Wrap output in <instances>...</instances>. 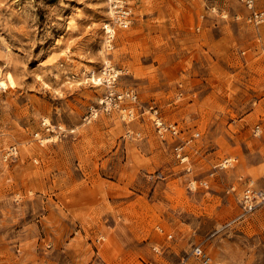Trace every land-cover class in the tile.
<instances>
[{"label":"rangeland","instance_id":"obj_1","mask_svg":"<svg viewBox=\"0 0 264 264\" xmlns=\"http://www.w3.org/2000/svg\"><path fill=\"white\" fill-rule=\"evenodd\" d=\"M122 1L107 43L110 0H0V264H202L197 245L264 264V202L240 203L264 193V23L242 0ZM107 61L192 139L188 162L142 108L85 120Z\"/></svg>","mask_w":264,"mask_h":264},{"label":"built area","instance_id":"obj_2","mask_svg":"<svg viewBox=\"0 0 264 264\" xmlns=\"http://www.w3.org/2000/svg\"><path fill=\"white\" fill-rule=\"evenodd\" d=\"M245 7L249 11L248 19L250 22L254 23L255 25H260L264 23V9L258 8L256 6V0H242ZM109 8L113 9L114 14H111L113 16V19L111 22L107 23L111 29H115V26H119L122 28H127L131 22V14L130 10L125 7L124 1L123 5L120 4L118 6L117 1L111 2V7ZM106 36L109 37V40L107 39L108 43L112 41L113 36H111V33H108L107 27L104 25ZM108 69V68H107ZM102 82L105 85L106 93L105 96L101 99L100 104L98 106H93L90 108L88 114L85 117V120L90 122L93 119L97 118L100 114V112H111L113 110H118L122 106L125 107V111L128 115V119H132L136 112H131L129 106L127 105L128 102H132L133 104H138L137 106V112L139 114L140 108L143 109V112L141 114H147L145 109L150 113L149 118L153 122L156 134L158 137H160L162 140L167 139H175L178 144L175 146L177 157L180 160H185L187 158V154L185 152V148L191 143L192 139L188 140L186 138H183L184 130L180 127L177 123H171L165 120L163 115L160 113L159 108L155 104H151L149 106H142V102L139 99V96L137 95V92L134 89H124L123 93L119 95V89L118 87V79L119 75L115 73L114 75H109L108 70L102 71ZM114 76V77H110ZM148 115V114H147ZM126 118V117H125ZM48 130H50L49 126L47 127ZM259 130V127L256 128V131ZM180 135H182V139L180 138ZM17 154V149L14 146H11L8 149L7 155L9 156H15ZM229 164V160L226 159L222 162H220L219 165L223 167H227ZM230 191L234 192L235 188H230ZM264 202V193L260 192L256 187L254 186L252 181H249L245 184V188L243 190V194L240 198V203L242 208L244 209L245 213H251L255 210L256 206L260 203ZM193 256L199 260L202 264H215L211 261L210 256L208 255L207 251L202 247L201 245H197L194 247L192 251Z\"/></svg>","mask_w":264,"mask_h":264},{"label":"bare ground","instance_id":"obj_3","mask_svg":"<svg viewBox=\"0 0 264 264\" xmlns=\"http://www.w3.org/2000/svg\"><path fill=\"white\" fill-rule=\"evenodd\" d=\"M111 2L112 1H117L118 2V6H120V4L121 5H123V1L122 0H110ZM114 13V12H113ZM111 14H112V9H111ZM116 28V27H115ZM115 32H116V29H109L108 30V33H111V36H113V38L115 37ZM108 40H109V37H108ZM107 43H108V41H107ZM111 45H109L108 44V47H110ZM108 64V65H107ZM107 64H105L104 65V67H103V69H102V71L104 70V68H105V70H108V74L109 75H114L115 73H119L118 72V69H116L114 66H112L111 64L109 65V62L107 61ZM108 68V69H107ZM119 75V74H118ZM110 77H114V76H110ZM98 78H101L100 79V81L102 82V76H100V77H98ZM8 84H13V82H14V79L11 77V76H9L8 77ZM95 83V82H94ZM0 88H6V85H5V83L2 81V80H0ZM118 91H119V95H121V94H124L123 93V91H124V89H117ZM137 95H138V93H137ZM151 104H155V103H148L147 105H145L146 107L147 106H149V105H151ZM127 105L129 106V108H130V110H131V112H136V114H138V112L136 111L137 110V108H139L137 105L138 104H133L132 102H128L127 103ZM156 105V104H155ZM145 111L147 112V116L149 117V115H150V113L145 109ZM118 112H120L121 113V116L123 117V118H125L126 117V119H128V115H127V113H126V111H125V107L124 106H122L120 109H118ZM169 122V121H168ZM172 123V122H171ZM152 126L154 127V130H155V132H156V129H155V126H154V124H153V122H152ZM160 138V137H159ZM180 138L182 139V135H180ZM161 139V138H160ZM172 140H175V139H172ZM176 142V141H175ZM176 146V145H175ZM175 153H176V150H175ZM178 154V153H177ZM181 162L182 163H186V162H188V158H186L185 160H181Z\"/></svg>","mask_w":264,"mask_h":264}]
</instances>
